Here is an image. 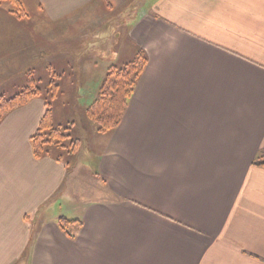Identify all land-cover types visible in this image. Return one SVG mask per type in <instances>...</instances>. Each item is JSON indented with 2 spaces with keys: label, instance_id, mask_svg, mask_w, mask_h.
I'll return each mask as SVG.
<instances>
[{
  "label": "crops",
  "instance_id": "1",
  "mask_svg": "<svg viewBox=\"0 0 264 264\" xmlns=\"http://www.w3.org/2000/svg\"><path fill=\"white\" fill-rule=\"evenodd\" d=\"M20 2L31 20L0 7L14 66L96 6L125 28L118 57L146 63L117 128L80 129L69 167L33 153L43 98L0 123V264H264V0ZM59 216L82 222L75 238Z\"/></svg>",
  "mask_w": 264,
  "mask_h": 264
},
{
  "label": "rangeland",
  "instance_id": "2",
  "mask_svg": "<svg viewBox=\"0 0 264 264\" xmlns=\"http://www.w3.org/2000/svg\"><path fill=\"white\" fill-rule=\"evenodd\" d=\"M7 6L11 8L10 5ZM7 6L0 7L8 10ZM30 18L26 16L19 19L31 20ZM116 21L111 13L99 10V6H96L89 12L82 13L66 28H56L50 33L37 31L33 63L23 60L18 66H14V57H0V97L10 98L28 86L37 90L41 88V98L54 106L56 124H61L63 128L71 127L73 140H78L80 129L85 131L86 127H90L96 130L97 125L88 116V107L97 96L96 87L107 75L109 67H121L130 61L128 58L118 57L117 49L120 51L126 42L122 39L125 28L118 21L115 23ZM99 32L108 36L99 40ZM87 80L92 82H83ZM51 84L56 86V96L52 97V93L48 92ZM80 97L84 98V102L79 101ZM90 97L92 98L87 100ZM69 156L66 154L64 159L68 161L70 158V165H73L76 157L72 154ZM86 159L87 157H83L81 161ZM89 163L83 164L90 169L75 174L71 171L69 174L68 181L76 189L72 190L73 196L71 195L73 205L82 198V190L92 184L93 166L92 162ZM73 205L64 203L62 208L69 212Z\"/></svg>",
  "mask_w": 264,
  "mask_h": 264
},
{
  "label": "trees",
  "instance_id": "3",
  "mask_svg": "<svg viewBox=\"0 0 264 264\" xmlns=\"http://www.w3.org/2000/svg\"><path fill=\"white\" fill-rule=\"evenodd\" d=\"M5 5H10L11 8L7 6V9L19 18L28 16L20 0H0V6ZM145 63V58L138 56L124 66L109 67L105 78L100 85L98 83L97 96L88 107V116L95 122L99 132L106 134L117 128L135 91ZM55 87L52 84L49 85L48 92L52 93L51 97L56 96ZM34 97H43L41 88L37 90L28 86L10 98L1 96L0 123L12 110L27 104ZM53 107L45 100L44 114L30 138L33 153L37 158L47 155L55 157L69 167L70 158L66 161L64 156L74 155L79 140H73L71 127L63 128L61 124H56ZM254 164L264 167V149L260 151ZM57 222L72 238L76 237V231L82 225L79 219H70L66 216H59Z\"/></svg>",
  "mask_w": 264,
  "mask_h": 264
}]
</instances>
